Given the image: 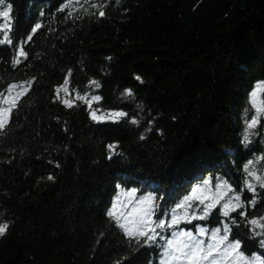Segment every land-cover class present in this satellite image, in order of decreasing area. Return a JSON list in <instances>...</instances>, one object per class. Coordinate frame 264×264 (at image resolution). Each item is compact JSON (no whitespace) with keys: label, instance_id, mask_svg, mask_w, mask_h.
I'll use <instances>...</instances> for the list:
<instances>
[{"label":"trees","instance_id":"16d2710c","mask_svg":"<svg viewBox=\"0 0 264 264\" xmlns=\"http://www.w3.org/2000/svg\"><path fill=\"white\" fill-rule=\"evenodd\" d=\"M66 2L6 0L14 5V39H26L37 22L44 28L16 68L12 47L0 46V90L37 78L0 134V222L10 224L0 236V264H113L129 254L106 214L116 183L159 186L171 205L213 172L240 182L226 149L241 163L264 150V128L251 152L239 143L248 94L264 80V0H92L107 5L104 18L90 5L84 8L95 15L80 4L58 12ZM69 68L70 90L101 95L99 109L123 106L139 117L142 103L141 126L97 123L82 102L54 103V86ZM92 79L102 88L92 89ZM125 88L135 102L121 101ZM110 143L123 155L108 160ZM260 212L264 204L252 214ZM157 260L146 248L127 264Z\"/></svg>","mask_w":264,"mask_h":264},{"label":"snow or ice","instance_id":"6c2138e0","mask_svg":"<svg viewBox=\"0 0 264 264\" xmlns=\"http://www.w3.org/2000/svg\"><path fill=\"white\" fill-rule=\"evenodd\" d=\"M77 4H80L86 15L96 13L84 8V5L97 10L99 18L107 15V5L92 0H83V3L81 0H67L58 12L63 13ZM13 11L12 3L0 0V46L12 47L14 55L11 65L16 68L29 59L25 46L44 25L35 23L26 39L17 41L14 39L17 24ZM44 16L45 12H40V17ZM68 16L71 18L73 12H68ZM107 59L111 60L112 57ZM72 75L73 69H67L63 82L54 86V103L72 109L80 107L78 102H82L88 109L90 119L97 123L127 121L130 125L141 126L144 120L142 103L136 104L141 114L139 117L125 111L123 106L109 110L98 109L95 104L104 99L101 95L79 90L72 96L69 87ZM36 79L32 77L11 82L6 89L0 90V134L10 126L14 112L18 111L22 98L30 93ZM135 79L143 83L141 76L137 75ZM89 86L92 89L102 88L101 83L95 79L89 81ZM262 92L264 80L257 81L248 94L249 107L244 109L241 116L239 143L247 152H251L254 138L261 135L259 129L264 128V99L258 98ZM120 99L135 102L136 93L132 88H125L120 92ZM147 124L146 132L150 133L154 129L155 120L149 119ZM146 138L145 134H141V140ZM118 147V143L107 145L108 160L123 155L116 152ZM225 152L233 156L231 163L240 173L239 183L234 184L227 175L213 172L194 183L190 190H186L171 205L168 204L167 194H159V186L144 191L142 187L126 188L123 183H116L115 189L118 191L106 214L110 223L125 238L129 254L116 259L113 264H127L133 255L146 248L158 253V260L150 261L149 264H264V212L252 214L264 204V150L251 153L243 158L242 163L241 158L234 156L230 149ZM53 179L52 175L48 176V180ZM9 228L7 221L0 222V236H4ZM249 244L255 250L249 251Z\"/></svg>","mask_w":264,"mask_h":264},{"label":"rangeland","instance_id":"374dc122","mask_svg":"<svg viewBox=\"0 0 264 264\" xmlns=\"http://www.w3.org/2000/svg\"><path fill=\"white\" fill-rule=\"evenodd\" d=\"M70 91H71V93H72V96L74 97V96H75V91H74V90H70ZM84 91H89L90 93L93 94V91H91L90 89H85ZM82 94H83V93H82ZM258 98L261 99V94H260V96H259ZM95 107L99 109V107L96 106V104H95ZM247 107H249V103H248V102H247Z\"/></svg>","mask_w":264,"mask_h":264}]
</instances>
